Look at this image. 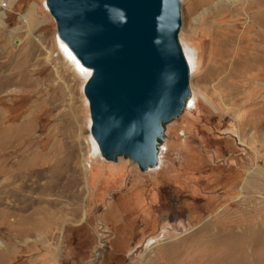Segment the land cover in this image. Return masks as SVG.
Instances as JSON below:
<instances>
[{
	"label": "rangeland",
	"instance_id": "1",
	"mask_svg": "<svg viewBox=\"0 0 264 264\" xmlns=\"http://www.w3.org/2000/svg\"><path fill=\"white\" fill-rule=\"evenodd\" d=\"M45 1L0 8V264H264V0H180L194 106L147 173L96 151Z\"/></svg>",
	"mask_w": 264,
	"mask_h": 264
},
{
	"label": "water",
	"instance_id": "2",
	"mask_svg": "<svg viewBox=\"0 0 264 264\" xmlns=\"http://www.w3.org/2000/svg\"><path fill=\"white\" fill-rule=\"evenodd\" d=\"M57 37L91 71L83 93L101 157L157 169L169 124L189 106L180 0H46Z\"/></svg>",
	"mask_w": 264,
	"mask_h": 264
},
{
	"label": "bare ground",
	"instance_id": "3",
	"mask_svg": "<svg viewBox=\"0 0 264 264\" xmlns=\"http://www.w3.org/2000/svg\"><path fill=\"white\" fill-rule=\"evenodd\" d=\"M258 1H253V0H250L249 2H248V5L246 6V9L248 8V9H252V8H254L255 6H257L259 3H257ZM263 3V2H262ZM250 19H251V17H250ZM56 41H57V47H58V49L63 53V55L64 56H66V57H68V58H70L71 59V65L76 69H78L81 73H82V75H86L85 77H87V78H89L90 76H91V71L90 70H88V69H86V68H84L83 66H81L76 60H75V58L73 57V55L69 52V50L66 48V46L58 39V37L56 38ZM185 55H186V59L188 60V62H189V65H190V70L192 71L193 70V68H194V66H193V63H192V61H191V56H189L188 55V53H186V51H185ZM31 66V65H30ZM29 66V67H30ZM76 69V70H77ZM261 70L264 72V69H263V67H261ZM30 83V82H29ZM15 84V83H14ZM26 84V83H25ZM31 85L30 86H33L34 84H33V82L32 83H30ZM60 84V83H59ZM15 86H16V90H19V91H15V93H20L21 91H23V89H26L25 87H24V84H23V80H22V78L20 79V80H18L17 82H16V84H15ZM58 86V85H57ZM28 87H29V85H28ZM5 88V87H4ZM57 89V88H56ZM44 90V89H43ZM42 93V92H41ZM48 93V92H47ZM46 93V94H47ZM43 94H44V92H43ZM48 95H50L49 93H48ZM39 99V98H38ZM48 99V98H47ZM45 102H46V100H45ZM48 103V102H47ZM46 103V104H47ZM88 103V102H87ZM193 106H194V99H192V97H191V99H190V103H189V106H188V108L186 109L187 111L188 110H191V109H193ZM22 126V125H21ZM21 126L19 127V129L21 128ZM90 126H91V124H90ZM24 127V126H23ZM60 133V132H59ZM17 136H19V133L16 135V137ZM91 137H92V135H91ZM16 141V140H15ZM92 141H93V144H94V146H95V148H96V151L99 153V155L101 156V154H100V152H99V149H98V146H97V144H96V142L94 141V139H93V137H92ZM78 152V151H77ZM51 158V157H50ZM73 160V159H72ZM58 162H60L59 161V159H57L56 161H55V163L54 164H58ZM61 163V162H60ZM62 164V163H61ZM59 169V168H58ZM66 170V169H65Z\"/></svg>",
	"mask_w": 264,
	"mask_h": 264
},
{
	"label": "crops",
	"instance_id": "4",
	"mask_svg": "<svg viewBox=\"0 0 264 264\" xmlns=\"http://www.w3.org/2000/svg\"><path fill=\"white\" fill-rule=\"evenodd\" d=\"M255 178V177H254ZM263 184H261V183H258V182H256V181H254V179H251V180H249L246 184H245V187H244V189H245V191H247V190H249V191H251V192H254V191H258V192H260L259 191V189H264V186H262ZM262 186V187H261ZM264 191V190H263ZM248 192V191H247Z\"/></svg>",
	"mask_w": 264,
	"mask_h": 264
},
{
	"label": "built area",
	"instance_id": "5",
	"mask_svg": "<svg viewBox=\"0 0 264 264\" xmlns=\"http://www.w3.org/2000/svg\"><path fill=\"white\" fill-rule=\"evenodd\" d=\"M0 8L2 10H8L10 8V0H0Z\"/></svg>",
	"mask_w": 264,
	"mask_h": 264
}]
</instances>
